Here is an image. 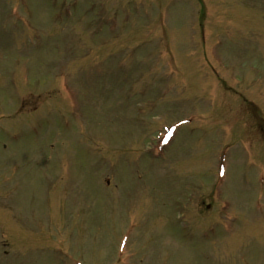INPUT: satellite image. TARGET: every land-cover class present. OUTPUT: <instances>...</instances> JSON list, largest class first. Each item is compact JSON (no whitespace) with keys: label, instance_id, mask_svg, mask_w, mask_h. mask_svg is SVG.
<instances>
[{"label":"rangeland","instance_id":"rangeland-1","mask_svg":"<svg viewBox=\"0 0 264 264\" xmlns=\"http://www.w3.org/2000/svg\"><path fill=\"white\" fill-rule=\"evenodd\" d=\"M77 263L264 264V0H0V264Z\"/></svg>","mask_w":264,"mask_h":264}]
</instances>
